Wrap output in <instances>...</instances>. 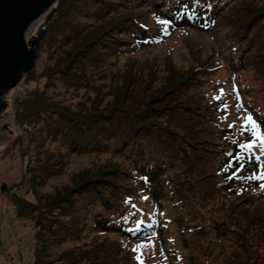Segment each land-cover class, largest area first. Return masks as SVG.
Segmentation results:
<instances>
[{"label": "trees", "instance_id": "obj_1", "mask_svg": "<svg viewBox=\"0 0 264 264\" xmlns=\"http://www.w3.org/2000/svg\"><path fill=\"white\" fill-rule=\"evenodd\" d=\"M229 1L66 0L44 26L49 42H53L55 34L63 45L70 44L65 54L68 55L66 65L79 68L116 56L126 48L154 45L163 35L157 30L154 18L170 20L168 28L181 24L203 31L214 27L219 12L222 11L221 16L224 8L232 4L225 12L232 13L229 27L233 46H226L224 66H217L212 60L201 61L153 96L122 93L121 99L118 96L104 107H100L101 99H98L87 106L79 104L72 110L50 102L39 87L26 90L25 94H15L13 119L22 129L26 125L33 127L32 132L37 129L41 144L57 143L75 155L110 153L128 163L124 166L121 162L105 160L91 164L45 204L10 196L17 216L32 222L36 240L33 264L41 262L37 248L40 237L47 241L42 240V243L67 242L79 237L89 225L103 234L111 232L126 238L155 233V222L145 227L147 218L144 217V223L135 230L133 220L142 219L136 214L139 210H133L131 205L140 194L148 193L150 200L156 199L154 203L159 204L164 187L186 182L177 181L179 175H194L191 183L200 186L204 193L213 194L228 189L233 183H241L243 170L255 168V159L249 158L253 154L238 149L232 141L239 142V137L227 135L230 129L217 120L215 112H218L219 102L213 100L216 95L210 96V93L215 85H222V80L233 79L239 73V66L244 71L257 68L264 76V2ZM117 13L119 15L112 16ZM79 19H92L99 24L87 30L83 24L77 26ZM223 68L228 70V75L213 82L210 77L216 69ZM215 74H221V70ZM4 101L10 102L8 97ZM11 105L10 102L9 107ZM258 121H264L263 114L258 115ZM244 137L247 140L249 135ZM236 151L241 153L240 163L245 167L236 178L228 179L232 169L227 172L222 169ZM233 164L235 166L236 162ZM246 183L252 184L255 180ZM127 197H132L129 203H125ZM131 212H135L134 217H130ZM130 228L134 230L130 232ZM115 244L121 259L108 261L90 255L84 264L117 261L126 264L131 255L122 251L125 249L120 250L122 246L117 242ZM77 261L71 255L66 257L67 264H81Z\"/></svg>", "mask_w": 264, "mask_h": 264}, {"label": "rangeland", "instance_id": "obj_2", "mask_svg": "<svg viewBox=\"0 0 264 264\" xmlns=\"http://www.w3.org/2000/svg\"><path fill=\"white\" fill-rule=\"evenodd\" d=\"M65 3L66 0H58L30 25L25 41L31 44L32 39L35 40L31 70L1 99L4 106L0 110V264H33L34 259L36 240L32 222L17 216L10 196H22L45 204L51 196L69 186L84 169H89L87 167L91 164L107 160L128 166L127 162L110 153L75 155L57 143L41 144L37 129L32 132L33 127L27 125L28 130L26 126L22 129L13 119L15 94H25L26 90L39 87L50 102L72 110L77 109L79 104L87 106L91 101L98 102V99H101L100 107H104L118 96L121 99L122 93L129 96L148 93L153 96L155 92L164 90L172 79L184 76L201 61L212 60L217 66H224L226 46H233L229 27L232 13L225 12L232 5L229 4L221 16L222 11L219 12L214 27L203 31L181 24L168 28L154 18L157 30L163 34L154 45L126 48L96 64L72 68L66 65L68 55H65L70 44L63 45L55 34L52 35L53 42H49L48 32H44V26ZM117 15L119 13L112 16ZM80 24L89 30L99 22L79 19L77 26ZM219 70L221 74H215ZM246 70H241L239 66V73L233 79L222 80V85H215V90L210 93V96L219 95V89L223 88L228 94L229 116L223 122L227 126L236 121L227 135L238 136L239 140L246 139L240 137V120L237 119L246 114L244 109L257 121L258 115H264V76L257 68ZM227 71L216 69L210 78L213 82L221 80L219 77L224 78L228 75ZM251 92L253 94L248 96ZM6 97L12 104L10 107V102L4 101ZM236 103H242L244 108L237 109L233 106ZM217 110L215 114L219 121L224 114L220 104ZM36 141L41 145H37ZM242 151L247 153L246 149ZM250 154L260 157L255 160V168L243 170L241 183H233L228 189L207 194L200 186L191 183L194 182V175L182 174L176 180L186 182L164 187V196H161L159 204L154 203L156 199L150 200L149 193L140 194L133 201L139 210L136 214L141 215L142 220V217L147 218L145 227L155 222V233L147 237L126 238L111 232L103 234L89 225L79 237L67 242L44 243V238L40 237V241L37 239L40 264H67L68 255L77 258L81 264L89 260L87 257L90 255H98L108 261L119 260L115 242L122 246L120 250L125 249L122 251L131 255L126 264H264V188L260 180L254 179L255 183L248 184L246 181L250 180L245 179L252 173H259L260 165L264 164V154L259 151ZM174 187L176 190L172 191ZM145 239L154 242V246L153 243H146L138 248ZM133 248L137 250L133 251ZM107 264H118V261Z\"/></svg>", "mask_w": 264, "mask_h": 264}, {"label": "water", "instance_id": "obj_3", "mask_svg": "<svg viewBox=\"0 0 264 264\" xmlns=\"http://www.w3.org/2000/svg\"><path fill=\"white\" fill-rule=\"evenodd\" d=\"M57 1L0 0V110L4 106L1 102L4 93L14 88L31 70L35 40L26 43L28 28Z\"/></svg>", "mask_w": 264, "mask_h": 264}, {"label": "snow or ice", "instance_id": "obj_4", "mask_svg": "<svg viewBox=\"0 0 264 264\" xmlns=\"http://www.w3.org/2000/svg\"><path fill=\"white\" fill-rule=\"evenodd\" d=\"M196 3H199V0H195ZM210 7V5H209ZM193 15L195 13H192ZM162 26L163 25H169L171 23L170 20L160 19L158 21ZM235 91V90H233ZM227 93L224 92V89H219V95H216L213 97V100L219 102L220 104V110L224 113L220 119L221 121H227L229 116V108L230 105L227 103L226 97ZM237 109H243L244 106L242 103H236L233 105ZM245 115H240L237 117V119L240 120V126H239V134L240 137L243 138L245 134L249 135V138L247 140L241 139L239 142L236 140H233V144L237 146L238 149H246L248 153H254L255 151H259L261 154H264V121H257L253 115L250 112H247L246 109H244ZM236 125V121H232V123H229L227 125V129H233ZM251 159L259 160L260 157L257 155H252L249 157ZM241 160V153L239 151L234 152L230 158L228 159L227 164L224 166L222 171L227 172L228 169H232L231 175L227 176L228 179L236 178L244 169L245 165L243 163H240ZM236 162L235 166L233 162ZM247 179H257L261 181V187L264 188V164L260 165V171L259 173H252ZM143 199H147V197H144ZM132 200V197H127L125 200V203H129ZM131 208L135 210L137 208V205L132 204ZM135 212L130 213V217H134ZM135 230H139V227L144 223L143 220L140 219H134L133 220ZM134 229L130 228L129 231L132 232ZM146 243H153L154 242L150 240H142L140 242V245L137 247H143ZM137 248H133V251H136ZM137 259L139 260V256H137Z\"/></svg>", "mask_w": 264, "mask_h": 264}]
</instances>
